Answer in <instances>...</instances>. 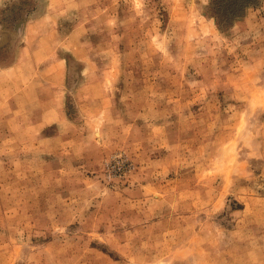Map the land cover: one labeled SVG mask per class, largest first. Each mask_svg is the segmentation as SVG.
<instances>
[{"label": "rangeland", "instance_id": "rangeland-1", "mask_svg": "<svg viewBox=\"0 0 264 264\" xmlns=\"http://www.w3.org/2000/svg\"><path fill=\"white\" fill-rule=\"evenodd\" d=\"M249 1L0 0V264H264Z\"/></svg>", "mask_w": 264, "mask_h": 264}, {"label": "trees", "instance_id": "trees-1", "mask_svg": "<svg viewBox=\"0 0 264 264\" xmlns=\"http://www.w3.org/2000/svg\"><path fill=\"white\" fill-rule=\"evenodd\" d=\"M255 2H256V0H250L248 3H249L250 5H253ZM247 5H248V4H246L245 7H247ZM240 15H241V13H240L239 15H236L234 18L237 19V18L240 17Z\"/></svg>", "mask_w": 264, "mask_h": 264}]
</instances>
